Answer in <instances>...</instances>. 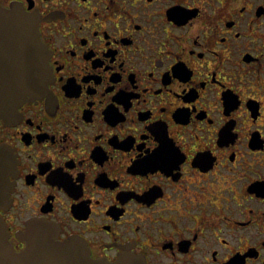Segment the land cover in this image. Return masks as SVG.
<instances>
[{"label": "flooded vegetation", "instance_id": "af4514ba", "mask_svg": "<svg viewBox=\"0 0 264 264\" xmlns=\"http://www.w3.org/2000/svg\"><path fill=\"white\" fill-rule=\"evenodd\" d=\"M13 4L52 75L0 119L14 248L43 220L110 263L264 264V0Z\"/></svg>", "mask_w": 264, "mask_h": 264}, {"label": "water", "instance_id": "95a60500", "mask_svg": "<svg viewBox=\"0 0 264 264\" xmlns=\"http://www.w3.org/2000/svg\"><path fill=\"white\" fill-rule=\"evenodd\" d=\"M3 36L9 38V48L17 58L0 65V119L13 118L23 102L42 97L52 79L36 15L17 4L10 9L0 7V43ZM15 164L12 152L0 147V204L9 199ZM59 235L57 225L31 220L19 234L26 247L17 251L0 218V264H128L123 258L114 263L95 260L84 241L77 237L61 240Z\"/></svg>", "mask_w": 264, "mask_h": 264}]
</instances>
